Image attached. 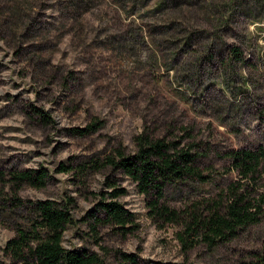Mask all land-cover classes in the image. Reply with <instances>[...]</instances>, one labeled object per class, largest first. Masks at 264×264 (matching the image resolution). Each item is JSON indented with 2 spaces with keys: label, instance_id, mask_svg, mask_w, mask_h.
I'll list each match as a JSON object with an SVG mask.
<instances>
[{
  "label": "rangeland",
  "instance_id": "rangeland-1",
  "mask_svg": "<svg viewBox=\"0 0 264 264\" xmlns=\"http://www.w3.org/2000/svg\"><path fill=\"white\" fill-rule=\"evenodd\" d=\"M140 133L196 150L205 182L163 189L177 223L153 217L120 171L87 163L131 154ZM242 148H264V0H0V264H15L2 250L20 221L14 196L70 198L62 246L94 251L104 264H122L115 251L136 264H255L264 217L212 248L177 238L202 202L240 181L226 154ZM12 169H42L45 183L15 191ZM108 181L124 189L127 230L86 216ZM242 183L264 199V170Z\"/></svg>",
  "mask_w": 264,
  "mask_h": 264
},
{
  "label": "trees",
  "instance_id": "trees-1",
  "mask_svg": "<svg viewBox=\"0 0 264 264\" xmlns=\"http://www.w3.org/2000/svg\"><path fill=\"white\" fill-rule=\"evenodd\" d=\"M37 113L39 118L46 120V114L40 111ZM92 125L90 123L83 128H75L74 132L79 135L86 134L93 128ZM134 144L135 150L131 154L116 150L114 157L106 156L101 162L90 159L87 163L89 167L103 164L120 171L134 183L138 193L148 197L146 205L153 217L162 222L177 223L180 214L164 204L163 189L167 184L180 183L186 179L205 182V175L201 174L195 164L196 150L179 147L174 140L151 137L143 133L135 136ZM226 156L230 160V168L235 171L240 181L229 183L223 195L210 202H202L205 205L200 211H197V207L192 215L189 214L188 222H183V229L177 236L182 246L190 247L195 242L202 241L208 248H212L230 241L239 231L258 223L264 217L263 194L250 195L242 188L243 181L257 179L264 170V148L237 149L228 152ZM86 166L82 164V167ZM58 168L61 171L67 169L62 164ZM5 175L15 191L21 185L40 188L46 179V173L42 169H12ZM3 177L4 173L0 172V180ZM106 186L109 190H104L99 195L94 209L86 216L92 219L94 225L107 224L118 230H127L125 225L132 222V214L117 201L124 189L115 187L111 181ZM10 205L15 210L11 214L18 216L20 221L15 222L14 234L5 241L2 250L13 263L104 264L103 259L94 251L62 246V233L71 223L70 198L59 201H31L14 196ZM2 210L3 207L0 208ZM90 229L94 231L93 226ZM114 253L122 264H136L133 253ZM255 261V264H264V255Z\"/></svg>",
  "mask_w": 264,
  "mask_h": 264
}]
</instances>
